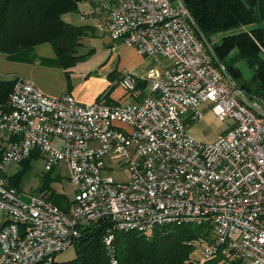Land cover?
Segmentation results:
<instances>
[{
	"label": "built area",
	"instance_id": "2783aa9c",
	"mask_svg": "<svg viewBox=\"0 0 264 264\" xmlns=\"http://www.w3.org/2000/svg\"><path fill=\"white\" fill-rule=\"evenodd\" d=\"M98 29L169 65L141 78L122 72L112 85L134 98L127 103L50 96L15 75L0 109V211L7 215L0 264H51L101 220L110 222L111 264H120L116 232L185 224L206 226L208 241H190L205 259L264 264V99L239 85L184 0H113ZM139 84L150 86L142 100ZM205 104L220 121L232 120L210 144L189 131ZM35 153L46 171L66 170L75 188L69 212L43 195L24 201L7 185L8 168ZM113 163L129 180L107 172Z\"/></svg>",
	"mask_w": 264,
	"mask_h": 264
},
{
	"label": "trees",
	"instance_id": "16d2710c",
	"mask_svg": "<svg viewBox=\"0 0 264 264\" xmlns=\"http://www.w3.org/2000/svg\"><path fill=\"white\" fill-rule=\"evenodd\" d=\"M81 1L0 0V53L12 62H29L31 60L27 52L41 44L50 43L56 55L54 64L63 68L67 77H70L71 68L85 57L79 52L84 39L92 34L90 26L74 25L64 19L65 14L78 11ZM184 2L208 38L224 34L222 40L215 44L220 58L237 82L238 78L243 79L242 84L238 83L249 95L264 99V0ZM234 50H237L233 58L236 65L225 60ZM243 60L253 72V78L249 81L244 80L238 70L237 65ZM13 84V79H0V109L6 108ZM37 156L35 153L32 158L22 161L23 169L13 176L6 175L9 187L20 191L21 179L32 159ZM53 171H47L37 188V195L45 196L69 212L74 200L54 187L53 181L59 175L52 176ZM109 227L108 220L86 226L75 243L76 257L67 261L55 258L51 264H111L104 243ZM193 238L208 241L210 238L206 226L167 225L149 233L119 231L114 241L115 256L120 264H219L227 258L216 256L201 262L195 257L197 247L190 243ZM240 261L234 260L231 263Z\"/></svg>",
	"mask_w": 264,
	"mask_h": 264
},
{
	"label": "rangeland",
	"instance_id": "374dc122",
	"mask_svg": "<svg viewBox=\"0 0 264 264\" xmlns=\"http://www.w3.org/2000/svg\"><path fill=\"white\" fill-rule=\"evenodd\" d=\"M86 2L83 1V3L79 5L78 11L67 13L71 16L74 23H83V21H86L83 18L82 14L83 12H88L90 0ZM67 14L64 15L65 20L68 19ZM86 22L91 23V21L88 20ZM223 35L224 34L214 35L211 39L212 42L214 44L219 43L222 40ZM108 42L109 37L106 35H91L84 39V43L80 47L79 52L80 54L85 55V57L71 68L72 72L69 73L70 77H67L66 72L63 71V68L54 64L56 55L50 43L41 44L33 48L31 51L27 52V56L31 60L29 62H12L7 60L4 54L0 53V79H14L16 73H20L21 75L29 78V76H27V72H31L33 77L38 78L52 91H65V93L66 91L72 90L73 86H76L80 82H94V84L97 85L101 81L107 79L112 82L113 79L117 77L118 72L116 63L112 65L110 64V59L114 58L116 52H112ZM236 54L237 50L232 51L230 55L225 58L226 62L232 65H236L233 62V58ZM155 56L156 58H158L159 56V58L155 60L157 62L153 65H150L143 76H146L152 69L162 70L169 65L168 58L163 55H151L147 57ZM238 82L242 84L243 79L238 78ZM117 87L118 86H115L114 89H116ZM139 88L141 91H143L139 99L142 100L149 94L150 86L142 84ZM101 96L105 97V94H101ZM129 101H132V99ZM212 113L210 111H206L203 119L197 123H191L189 128V131L194 137H196L201 142L209 144L215 142L220 134L228 129L229 125L232 122V120L229 118L226 121L222 122L214 115V113ZM22 169V163H13L7 170V177L13 176ZM107 172L112 174L117 182H126L130 178L128 170L125 167L121 166L119 163H113ZM57 174L59 175V177L54 179V187L58 191L66 194L70 198V200L74 199L75 188L67 178L66 170L55 168L52 176H55ZM46 175L47 171L45 170L44 157L37 156L36 158L32 159L30 167L25 171L19 184L20 195L24 201H28L31 195L38 194L37 188ZM3 217L4 213L0 211V222L2 221ZM75 257V245L68 247L55 256L56 260L58 261H67ZM195 257H198L201 262H204L206 260L200 248H197ZM234 260L236 261V259H234L233 257L230 258V261ZM240 264L247 263L245 261H241Z\"/></svg>",
	"mask_w": 264,
	"mask_h": 264
},
{
	"label": "crops",
	"instance_id": "0c3cea01",
	"mask_svg": "<svg viewBox=\"0 0 264 264\" xmlns=\"http://www.w3.org/2000/svg\"><path fill=\"white\" fill-rule=\"evenodd\" d=\"M83 1H89V0H82L80 4L83 3ZM87 3V2H86ZM85 3V4H86ZM79 4V5H80ZM113 4V0H90L89 4V10L87 13L83 12V18L87 21H91V23L83 21V23H74L73 19L69 14H67L68 19H66L68 22H72L74 24H80L81 25H86L91 27V32L92 36L96 35H106L109 37V47L111 48L112 52H116L114 58L110 59V64H115L117 65V72L118 75L116 78L113 79V81L119 79L120 75L122 72L129 71L133 74H135L138 78H141L147 68L150 65L155 64L158 58L155 57H147L140 55L136 52V50L130 48L129 46L123 44L120 41H114L110 38L108 33L102 32L98 29V23L101 22H106L108 13L110 11V8ZM88 5V4H87ZM116 47L113 49V47ZM6 57V56H5ZM7 59V58H6ZM64 71V70H63ZM72 72V71H71ZM20 74V73H16ZM27 76L29 78H32L31 80L38 86L40 87L45 93H47L50 96H60L65 91H59V92H54L50 88H48L44 83H42L38 78H35L32 76L31 72H27ZM114 76V75H112ZM113 81L110 82L109 79L101 81L98 85L94 84V82L87 83V82H80L76 86H73L72 90L66 91V93H72L79 102L81 103H91L98 99L101 94H105V100H107L108 103H115V102H121V103H127L129 100H133L134 98L126 94L125 90H123L120 86L118 85H112ZM86 83V84H84ZM110 86H113L110 89ZM115 86H118L116 89H114ZM205 112L212 111L209 109V106L205 104L204 106ZM209 109V110H208ZM213 114V113H212ZM3 212V211H2ZM4 213V217L2 221L0 222V227L5 224L7 221V215ZM219 264H232L230 261V258H225L221 260ZM240 262L236 264H240Z\"/></svg>",
	"mask_w": 264,
	"mask_h": 264
},
{
	"label": "water",
	"instance_id": "95a60500",
	"mask_svg": "<svg viewBox=\"0 0 264 264\" xmlns=\"http://www.w3.org/2000/svg\"><path fill=\"white\" fill-rule=\"evenodd\" d=\"M238 70L241 73L244 80L249 81L253 78V72L246 61H241L238 65Z\"/></svg>",
	"mask_w": 264,
	"mask_h": 264
}]
</instances>
